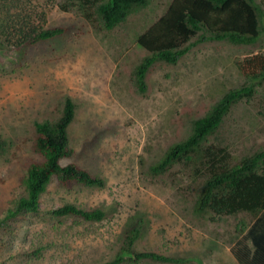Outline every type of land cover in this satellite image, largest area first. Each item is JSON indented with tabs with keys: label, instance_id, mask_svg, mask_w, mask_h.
I'll return each instance as SVG.
<instances>
[{
	"label": "rangeland",
	"instance_id": "rangeland-1",
	"mask_svg": "<svg viewBox=\"0 0 264 264\" xmlns=\"http://www.w3.org/2000/svg\"><path fill=\"white\" fill-rule=\"evenodd\" d=\"M43 26L67 31L42 43L33 59L14 70L17 55L0 49V215L24 194L27 164L41 157L34 150L35 122L55 120L69 97L75 115L69 126L75 161L105 179L104 187L61 186L53 178L40 197V213L16 219L1 230L0 261L9 264H102L117 253L124 234L139 229L136 251L151 250L181 258L179 263L131 261L121 264H242L238 251L252 249L244 236L255 216L246 211L197 213L204 175L193 164L176 162L162 173L151 166L167 148L191 132L229 90L252 85V96L234 103L220 127L204 142L225 147L231 162L264 148V79L252 80L238 63L264 53V1L261 33L249 45L227 40L190 47L176 64L155 62L146 90L135 87L134 70L147 52L137 44L167 10L171 0H147L127 18L105 29L77 6L61 0H15ZM196 37L191 39L194 41ZM65 203L102 208L99 221L55 217L50 209Z\"/></svg>",
	"mask_w": 264,
	"mask_h": 264
},
{
	"label": "trees",
	"instance_id": "trees-1",
	"mask_svg": "<svg viewBox=\"0 0 264 264\" xmlns=\"http://www.w3.org/2000/svg\"><path fill=\"white\" fill-rule=\"evenodd\" d=\"M15 0H0V49L12 50L17 55L14 70L22 69L33 59V51L42 43L63 35L67 27L43 26L31 21V15L16 10ZM61 9L77 6L84 17L94 16L105 29L124 21L135 7L147 0H61ZM264 1V0H263ZM260 7L255 0H171L167 10L142 34L137 44L147 54L134 70L135 87L146 90V75L155 62L176 64L191 46L206 41L227 40L233 44L249 45L261 33ZM196 37L194 41L191 39ZM240 71L252 80L264 79V53L253 54L238 63ZM252 85L229 90L203 116L193 122L189 135L171 144L163 156L150 168L162 173L176 162L193 164L195 172L204 175L195 204V211H213L216 214H234L241 211L255 216L244 239L252 249L243 245L238 251L242 264H264V148L237 162L229 160L225 147L204 142L222 123L231 106L243 97L253 94ZM75 115L71 98L65 100L61 115L55 120L36 121L34 150L41 157L27 164L22 178L24 194L13 199L0 215V234L10 221L40 213V197L55 178L63 187L79 184L101 188L102 176L90 172L75 161L62 163L75 154L70 144L69 126ZM5 141L0 137V151ZM55 217L74 216L85 221L104 218L102 208H82L65 203L50 209ZM139 229L128 230L114 257L102 264H121L148 260L179 263L183 260L161 252L136 251L134 243ZM0 264H9L0 261Z\"/></svg>",
	"mask_w": 264,
	"mask_h": 264
}]
</instances>
